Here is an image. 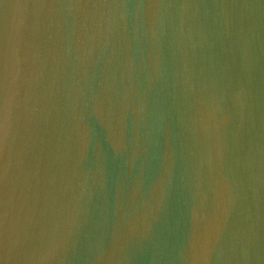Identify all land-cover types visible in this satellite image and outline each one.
<instances>
[{"label":"water","instance_id":"water-1","mask_svg":"<svg viewBox=\"0 0 264 264\" xmlns=\"http://www.w3.org/2000/svg\"><path fill=\"white\" fill-rule=\"evenodd\" d=\"M0 264H264V0H0Z\"/></svg>","mask_w":264,"mask_h":264}]
</instances>
